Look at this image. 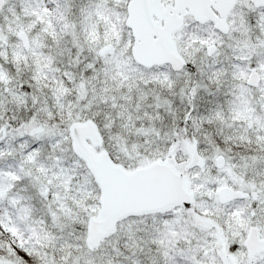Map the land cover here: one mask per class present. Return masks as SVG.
I'll return each mask as SVG.
<instances>
[{"label": "snow or ice", "instance_id": "snow-or-ice-1", "mask_svg": "<svg viewBox=\"0 0 264 264\" xmlns=\"http://www.w3.org/2000/svg\"><path fill=\"white\" fill-rule=\"evenodd\" d=\"M0 264H264V0H0Z\"/></svg>", "mask_w": 264, "mask_h": 264}]
</instances>
